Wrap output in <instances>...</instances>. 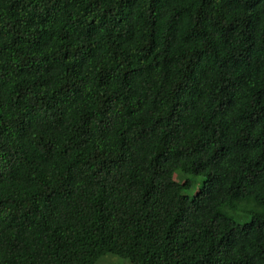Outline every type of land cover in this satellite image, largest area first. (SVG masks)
I'll use <instances>...</instances> for the list:
<instances>
[{
  "label": "trees",
  "instance_id": "16d2710c",
  "mask_svg": "<svg viewBox=\"0 0 264 264\" xmlns=\"http://www.w3.org/2000/svg\"><path fill=\"white\" fill-rule=\"evenodd\" d=\"M105 255L264 264V0H0V264Z\"/></svg>",
  "mask_w": 264,
  "mask_h": 264
},
{
  "label": "rangeland",
  "instance_id": "374dc122",
  "mask_svg": "<svg viewBox=\"0 0 264 264\" xmlns=\"http://www.w3.org/2000/svg\"><path fill=\"white\" fill-rule=\"evenodd\" d=\"M195 179L196 181L193 183L192 185L193 187L185 191L187 194H191L194 191V188H196L200 184L201 179L199 177H196ZM240 219H245V218L241 217ZM97 264H128V262L119 258L118 256L105 255L99 260Z\"/></svg>",
  "mask_w": 264,
  "mask_h": 264
}]
</instances>
